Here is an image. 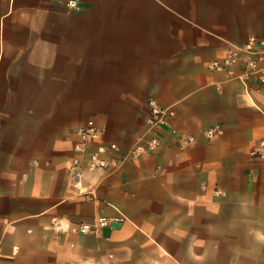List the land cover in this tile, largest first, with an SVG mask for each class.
<instances>
[{"label":"crops","instance_id":"crops-1","mask_svg":"<svg viewBox=\"0 0 264 264\" xmlns=\"http://www.w3.org/2000/svg\"><path fill=\"white\" fill-rule=\"evenodd\" d=\"M67 1L0 0V264H264V86L209 68L264 0Z\"/></svg>","mask_w":264,"mask_h":264},{"label":"built area","instance_id":"built-area-1","mask_svg":"<svg viewBox=\"0 0 264 264\" xmlns=\"http://www.w3.org/2000/svg\"><path fill=\"white\" fill-rule=\"evenodd\" d=\"M67 7L70 11L80 9L79 0H68ZM209 68L214 72H220L229 78H236L242 82L256 81L260 86H264V38L249 36L244 44L234 45L221 60H215L209 63ZM173 115V112L161 106L155 99L148 102V114L146 122L151 130L166 124L167 116ZM75 135L79 142L76 148L83 151L89 145L98 142L103 134V130L94 120H88L83 126L75 130ZM218 129H211L207 136L211 139L216 136ZM188 142H194L193 137H189ZM159 146V140L152 138L147 146H139L137 151L152 152ZM110 149H117L112 145ZM105 148H100L98 153L90 157L89 167L91 170H99L107 167V160L102 156L106 154ZM251 157L264 161V139L260 140L257 146L252 149ZM109 224L106 218H94L92 221H82L73 226L72 231L80 235H99L101 230Z\"/></svg>","mask_w":264,"mask_h":264}]
</instances>
